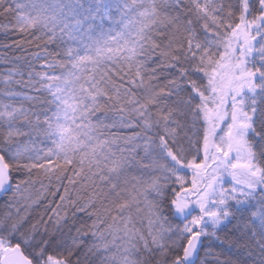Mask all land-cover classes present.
Wrapping results in <instances>:
<instances>
[{"label": "snow or ice", "instance_id": "1", "mask_svg": "<svg viewBox=\"0 0 264 264\" xmlns=\"http://www.w3.org/2000/svg\"><path fill=\"white\" fill-rule=\"evenodd\" d=\"M24 8L15 29L59 51L0 75V192L34 171L79 190L0 217V264H209L245 213L264 264V0H0Z\"/></svg>", "mask_w": 264, "mask_h": 264}, {"label": "trees", "instance_id": "2", "mask_svg": "<svg viewBox=\"0 0 264 264\" xmlns=\"http://www.w3.org/2000/svg\"><path fill=\"white\" fill-rule=\"evenodd\" d=\"M18 2L24 5L29 4V0H18ZM27 11L28 9L24 8L9 16L0 15V75H5L9 69L16 67L24 73V79H27L28 72L33 70V68L29 67L30 63L36 71H39L40 66L44 63L45 47H47L49 52L59 51L57 44L45 45L43 40L38 41L37 37L41 36L39 31L32 30L29 34H21L15 29L16 17ZM6 25L8 27H5ZM19 41H23V43L20 47H17L16 45ZM37 44H39V47ZM36 53H40L41 56L38 60L35 58ZM15 78L19 79L20 77ZM17 90L33 94L19 86ZM20 102H23L26 108L31 107L30 102L15 101V103ZM121 134H131V130H123ZM20 139L21 141H26L28 138L21 137ZM49 146H51L50 142L44 141L42 136L35 137L33 147L46 149ZM17 184H20L19 191H17ZM65 187L69 188L71 197L74 198L77 195L79 185H68L67 179L63 180L62 184H58L55 180L49 183L47 179L35 171L31 175L26 172L13 173L12 190L0 197V217L7 213L15 216L17 209H19L21 215L27 213L29 223H35L41 219L48 220L49 217L55 219L54 212L57 210V205L62 203L60 197L65 194ZM81 195H83L82 192ZM68 212V225L64 231L68 232V229L71 228L72 232L69 233L70 235L76 234L75 229L77 227L85 223H91L90 218L83 212H75L73 215V209L71 208H68ZM248 220L249 215L247 213L237 215L223 226L219 232L221 239L227 235L230 240H239V244H221L216 241L205 240L204 249L201 252V260L206 258V252H211L212 255L207 256L209 264H215L217 259L220 264H259V253L253 250V242L248 240L245 235V225ZM84 239L88 241L90 238L84 237ZM245 242L248 243V247L243 246ZM78 254L83 257L84 250Z\"/></svg>", "mask_w": 264, "mask_h": 264}, {"label": "water", "instance_id": "3", "mask_svg": "<svg viewBox=\"0 0 264 264\" xmlns=\"http://www.w3.org/2000/svg\"><path fill=\"white\" fill-rule=\"evenodd\" d=\"M12 188H13V182H12L11 186H10L6 191H4V192H0V195L8 194V193L12 190ZM201 252H202V251H201Z\"/></svg>", "mask_w": 264, "mask_h": 264}, {"label": "rangeland", "instance_id": "4", "mask_svg": "<svg viewBox=\"0 0 264 264\" xmlns=\"http://www.w3.org/2000/svg\"><path fill=\"white\" fill-rule=\"evenodd\" d=\"M225 186H226V187H230V183H229V184H226ZM228 222H229V221H228ZM228 222H226L223 226H225ZM223 226H222V227H223ZM212 241H214V240H212Z\"/></svg>", "mask_w": 264, "mask_h": 264}]
</instances>
